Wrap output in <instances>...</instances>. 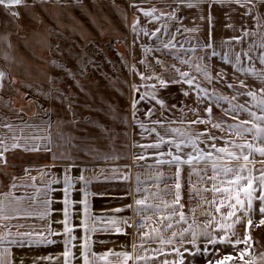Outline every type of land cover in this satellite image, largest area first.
Listing matches in <instances>:
<instances>
[{
	"label": "snow or ice",
	"instance_id": "6c2138e0",
	"mask_svg": "<svg viewBox=\"0 0 264 264\" xmlns=\"http://www.w3.org/2000/svg\"><path fill=\"white\" fill-rule=\"evenodd\" d=\"M53 3L54 5H60L61 0H32L31 4L27 0H0V5H3L5 10L11 17L9 23L18 22L20 18V13L14 11L13 6H23L25 8H32L39 5L44 9L45 12L48 11L44 6L48 3ZM177 7L167 14L168 20L179 21L177 12L186 7L187 9L201 8L203 10V5H207L211 9L214 5H231L236 4L239 7L245 9V15L253 17L256 20L255 29L247 28L242 26L240 29V35H233L232 37L221 40L217 43L213 36L214 25L213 17L211 14L208 17L203 15L199 16L201 21L207 19L209 22V28L207 32V41L201 43L199 39L196 44H192L191 40L186 39L184 43L179 44L177 41V35H183L186 32L199 33L201 28L199 26L193 28H181L177 27L174 32L169 30V25L164 24L161 27L156 28L154 31L149 32L148 29L141 27L139 23V18L137 17L132 26L131 30L136 34L138 38L140 34L144 36L154 37L158 44L155 47L141 45L145 54L151 53L153 51L161 52L168 50V54H175L176 59L179 60L181 64L188 65L190 69H194L197 74L203 77V80L209 84L223 83L227 89L233 90L234 95L229 97L228 95L219 94L216 92L215 87L210 93L208 88L202 87L199 82H197V77L190 75L188 71H182L175 65L167 66L164 65L159 59L156 63L161 66L165 71L171 70L174 75L170 77L169 80H165L161 75L153 73L152 76H145L136 70L135 65L132 66V70L140 76L142 81L144 80H157L159 87L166 89L168 85L184 83L188 86V90L183 91V95L188 97L192 92L197 94V102L203 103L205 100L214 101L215 106L221 108L225 115H229L235 121L242 114L247 115V119H239L238 123H228L225 124L222 118L216 119L213 122V108L212 105L204 108L207 114V118H200L199 112L196 109H190L196 115V119L190 121V124H211L213 128L219 129L222 132H230V134L238 137L240 142L236 140H225L224 146L218 147L215 141L217 139H222V137H217L211 135L209 132L205 131L202 133H192L188 131H181L180 128H175L171 126H166L161 120L152 121L154 125L159 127L147 128L143 121L137 119V113L139 109L137 105L141 101L151 100L155 101V104L159 105L162 109H167L168 106L163 99L157 96V85L152 84L148 87L152 89H157V91L143 92L140 93V89L145 87V85H132V91L134 94L140 93L139 99L134 97L131 109L133 122L138 124L144 132L149 134L155 133L156 141L151 144H136L134 146L143 148L145 150L151 148L157 150L158 158L156 159V164L159 166L167 165L169 168H175V172L171 177L164 178L163 173H158L156 179L160 180L164 178L171 179L174 182L173 188L164 189L163 191L173 192L174 199L171 203L164 202V208L161 209L158 204L148 203L149 195H145L140 199L134 201L135 213L141 217V221L136 227L137 230L148 228V221L152 220V215H147V213L152 212L153 214L161 213L166 211L167 215H160L158 218L161 222L167 221L166 229H173L174 225L172 223L173 219L178 215V220L176 223L187 224V218L183 208L184 204L181 203L182 194V172L184 171V166H187L188 172L185 183L191 185L190 195L199 196L201 192H211L213 199L211 201H205L210 205L215 206V212L221 213L223 208H227V214L221 215V221L216 224V228L219 231L214 230L213 232L207 231V228L211 227L215 222L216 218L211 212H206V216H211L212 219L205 223V230L197 233L193 230L192 224H188V227L184 228L180 232L172 231L171 236L168 239H164L161 234V230L156 227H151L149 230L143 232L140 236L142 243L140 247H143V242L148 239L159 240L161 244L174 245L179 244V247H173L171 252H164L163 249L152 250L154 253L159 252L161 255H172L174 254L176 259L171 262L167 259L164 260L163 264H186L185 254L192 257L197 255H208L210 253H215L219 255V248L217 245L231 246L236 253V255L227 254L216 259L214 262L212 260L208 261V264H232L234 260H239L242 264H256L255 260L245 259L246 256L250 255V247L253 242V237L251 235V229L257 226H264V167L255 168L257 161L255 156L258 155L264 158V33L260 32V28L264 27L259 24V20L264 18V15H256L259 8H264V0H176ZM129 7H137L145 17H149L152 20H160L165 13L161 12L160 15H155L157 12L156 8L151 10H145L138 7L137 3L133 2L129 4ZM235 11V9H233ZM227 15V14H226ZM36 22L42 23V19L38 16L31 17ZM54 21L56 20L55 14L51 17ZM2 26V22H0ZM225 27L232 28L236 31L234 25L226 24ZM161 28L163 29L162 36L167 37V39L158 36L161 33ZM77 35L80 36L82 40L85 41L84 48L81 49L79 55H75L70 51V55H73L78 62V71L73 72L71 69L66 68L63 63L57 60H46L43 55H39L37 58L45 61L46 64L54 66L57 69H61L65 74L73 80L77 87L81 91H84L83 85L76 79L78 75L83 76L88 74V68L95 64L85 49L91 44V40L82 32H77L76 29H72ZM10 33L0 34V44H6L7 48L10 50H15L14 45L10 40ZM35 37L34 44L39 46L42 51L52 52L55 49L56 53L61 52L60 44L57 43L53 45L50 43L49 38L56 35L58 38L60 34L56 33L55 29L45 27L44 32H33ZM90 35V34H89ZM249 37H258L257 40L252 43H248L245 47L246 41ZM17 39L22 43H25L29 47H33L29 44V41L24 37L17 36ZM133 43H137L134 40ZM184 44H188L189 47L185 48ZM221 49L227 48V51H217L216 48ZM172 50H176L173 53ZM204 51V55H198L195 59L183 58L178 53L188 52L197 53V51ZM210 50V51H207ZM34 51V47H33ZM258 54H255L257 53ZM212 57H220L224 65L231 66L234 69L232 74L234 77L236 74H244L246 77H252L253 83L249 84L246 80H239V84L229 83L227 80L228 72L226 68L220 67L213 72L214 66L210 63ZM247 60L248 66H243L244 60ZM3 60L8 64L17 62L16 56L10 51L3 52ZM23 60V57H21ZM255 61H258L259 67L256 65ZM141 64H145V60L139 61ZM98 67V66H97ZM40 72V69H37ZM26 72L30 75V69H26ZM238 78V77H237ZM259 82L256 85V82ZM15 80L11 79L10 73L4 68H0V92L6 91L7 86L14 84ZM49 83L55 84L56 79L54 77H49ZM27 87H32L27 85ZM241 89H244L241 91ZM40 91L42 95L47 99L61 100V102L69 101L67 103V108L69 111L72 110L73 105L62 90L58 88H52L49 92L44 93ZM19 94V93H17ZM240 96L250 97L252 106H248V101L245 100L244 103H234ZM221 101L228 105L227 108H222ZM90 111L93 110L91 105H85ZM171 107H175L172 105ZM0 109L12 110L15 114L21 115L23 109H12L9 102L5 101L2 96H0ZM96 112L101 113L103 116L108 118L111 123H101L96 119L85 117L83 118V123L93 126L99 129V135L92 136L90 133L85 137H77L71 134L58 132L53 134L48 131L51 128V122H46V128L44 129L46 135H24L23 128H19L18 125H14L13 122L8 120L6 117L0 115V128L7 130L10 135H0V164H7V159L5 153L9 151H14L21 149L25 152H51L53 147L57 148L58 152L53 154V159H71V155L68 151L72 147V142L77 139H82L85 144L79 147L78 151H87L88 154H94L95 159H115L117 157H110L108 154L99 152L98 147H93L89 141H102V140H112L115 136V123L125 122L126 117H123L118 112V107L113 106L111 103H107L106 108H95ZM47 114L48 110H43ZM154 114L153 108H149L145 115L151 117ZM73 120L70 122L73 126L80 123L76 120V113L72 112ZM22 123H26L23 122ZM63 123V122H61ZM16 129H19V134H17ZM87 132V129H81ZM251 136V140L247 139ZM206 137V139H205ZM11 140L12 143L9 144L7 141ZM42 141V143H39ZM61 141L62 143H57ZM200 144H205V148H201ZM167 146V151H161L163 146ZM63 148L64 152H59V149ZM190 148V151L185 152L184 149ZM174 149V151H173ZM183 153V155H181ZM138 160L145 159V156L140 155L137 157ZM260 164L264 165V159L259 161ZM55 167V164L52 165ZM27 171V170H26ZM87 171V169H84ZM118 169H112L113 174L118 173ZM103 174V170L102 173ZM195 176V181L193 177ZM130 177L125 175L123 179L127 180ZM138 186L136 192H140L139 187V176H137ZM83 182L85 185L91 183L89 179L82 174L79 177H73L71 175V168L64 169V175L62 178V201L63 205L61 211L63 214V219L59 221L63 225V231H55L49 226L46 230L42 229L32 231L12 233L10 230L6 232H0V264H16L15 260L12 259V249L10 246L15 247H25V246H46L56 244L57 241L50 237L63 236L65 237L60 243L64 246V251L62 253L64 257V264H73L75 259H81L83 264H93V260L103 261L104 264H112L109 257H115L120 264H129V261H133L134 264H139L140 261H144L147 264L148 261L154 260L157 257L155 255L149 256L147 253L144 255L135 254L137 245L134 243L132 245V252L121 251L116 252L114 250H109L107 252L97 254L92 251L91 244L89 243V233H94L97 231L95 226L89 225V220L91 219L89 215L90 205L88 202V197L92 193L88 192L86 189H79L82 192L83 199L80 201H74L72 199V192L76 187V184ZM52 183H61L60 179L53 180ZM211 183V188H199L198 184H208ZM12 187H15L13 184ZM147 191V190H145ZM152 197H158L160 193H151ZM219 196V201L217 202V197ZM4 199L0 200V220L9 221L17 216L23 215L25 217L38 215L41 219L47 217L50 213L48 211L50 205L53 203L52 200L48 199V192L43 193V199L37 201V197H30L29 200L32 203H37L39 206L43 207L45 210L42 212H34L29 209H25L21 206V201L17 198L11 197L10 193L4 194ZM13 200L15 201L13 203ZM258 202V204L256 203ZM79 203L83 207V219L81 220L80 227L84 231V236L82 238L83 242L80 245L81 253L77 257L73 251L76 246L74 241L77 237L74 235L75 226L71 224L72 212L71 209ZM128 207H132L129 205ZM116 212L122 211V209H115ZM193 213L194 209L191 210ZM259 215L260 219L257 222L254 221L253 217ZM227 221H231L228 223ZM124 223L128 227L132 225L128 224L127 220L116 221L113 219L111 224L117 234L121 233V228L117 227L118 223ZM195 223V219L193 220ZM237 225H243L245 229V234L241 238L236 230ZM6 228L7 225L5 224ZM17 227H22V225H17ZM107 229H105L106 231ZM155 233V236H152ZM9 237H12L11 239ZM190 237V238H186ZM204 238V247L201 249L199 241L200 238ZM235 237V239H233ZM103 243V241H100ZM191 244L192 248H187L185 244ZM245 245L244 248H239V245ZM7 245V246H6ZM211 245V249L208 247ZM183 249V250H181ZM42 260L51 261L53 257H42ZM20 264H23L21 260Z\"/></svg>",
	"mask_w": 264,
	"mask_h": 264
},
{
	"label": "crops",
	"instance_id": "0c3cea01",
	"mask_svg": "<svg viewBox=\"0 0 264 264\" xmlns=\"http://www.w3.org/2000/svg\"><path fill=\"white\" fill-rule=\"evenodd\" d=\"M164 1V0H161ZM156 1V4H163L161 2ZM175 1H173V4ZM235 9V11H233ZM15 11V6L13 9ZM182 12L181 26L184 28H193L199 26L201 31L199 33L194 32H186L183 33L179 37L180 40H191L192 44H196L197 40L201 43L207 41V32L209 28V22L207 19L201 21L199 16L203 15L208 17L209 14L213 17V25L214 31L213 36L217 43L221 40H226L233 35H240V29L242 26H246L247 28L255 29L256 20L253 17L245 15V9L243 7H239L236 4L231 5H214L211 9L208 8L207 5H203V10L201 8H193L187 9L186 7L180 9ZM227 14V15H226ZM157 15V14H156ZM256 15H264V8H259L256 12ZM149 18V17H147ZM151 19V18H149ZM11 20L10 15L5 10L3 5H0V22H2V26H0V34L10 33V40L13 43V33L18 29V22L9 23ZM160 20H163L164 23L169 22L165 17H162ZM160 20L156 21V28H158L161 24ZM226 24L234 25L236 31H233L232 28L225 27ZM259 24L264 26V18L259 20ZM171 25L169 27L170 31H173ZM150 32L151 29H148ZM260 32L264 33V27L260 28ZM158 36H162L161 33L157 34ZM62 38V35L59 36ZM56 37L57 40H59ZM162 38L167 39V37L162 36ZM140 39L148 41H155L156 44L159 43L154 37L144 36L141 34ZM177 39L178 44L181 42ZM258 37H249L246 41L245 47L248 43H252L257 40ZM64 41V40H61ZM51 43V39H50ZM56 45V43L54 44ZM187 48L189 45H186ZM217 51L221 53L223 51H227V48L221 49L219 47L216 48ZM10 51L14 56H16V60L18 56L14 53V50H10L7 48L6 44H0V68H4L6 71L10 73L11 79L17 80L20 78V75L16 72H21V75L24 79H26L27 85H31L32 87L26 88V95L20 96L21 93L16 92L14 87L11 85L7 86V90L0 92V96L7 102H9L12 106V109H23L21 115L15 114L12 110L9 109H0V115L6 117L8 120L13 122L14 125H18L19 128H23L24 135H38L44 136L46 135L44 129L46 128V122H51V128L48 129L53 136L58 132H63L67 134H71L77 137H85L89 133L94 137L99 135V129L94 128L91 125L83 123V118L88 117L92 119H96L101 123H111L108 118L103 116L101 113L96 112L95 108H106L107 103H111L113 106L118 107V112L121 116L126 117L125 122H116L114 131L115 136L112 140H102V141H89L93 147H98L99 152L108 154L110 157H117L115 159H95L94 154L90 155L87 151H78L77 149L85 144V141L82 139H77L72 142V147L68 149L71 159H53V154L57 153V148L53 147L51 152H25L21 149H17L14 151H9L5 153V157L7 159V164H0V200H3L4 194L10 193L11 197L17 198L21 201V206L25 209H29L34 212H42L45 209L39 206L37 203H32L29 198L37 197V201L42 200L43 193L48 192V199L52 200L53 203L50 205L48 211L49 215L44 219H41L38 215L25 217L23 215L17 216L9 221L0 220V232L11 231L12 233H16L17 231L25 232L32 231L35 229L36 231H40L42 229L46 230L49 226L55 231L62 232L63 225L59 223L56 218L59 217L61 221L63 219L62 214V178L64 175L65 168H71V175L73 177H79L82 172L86 179H89L91 183L85 185L83 182H79L76 184L75 189L72 192V199L74 201H80L83 199L82 192L79 189L86 188L90 184V188L87 189L88 192L92 193L88 197V202L90 205L89 215L91 219L89 220V225L95 226L97 229L94 233H89V243L91 244L92 251L97 254H101L107 252L109 250H114L116 252L121 251H129L132 252V245L135 243L137 245L135 254L144 255L147 253L149 256L155 255L157 258L154 260H150L147 264H163L164 260L172 261L176 259L175 255H161L159 252H153L152 250L163 249L164 252H171L173 247H179V244L167 245L159 243V240L148 239L143 242V247H140L142 243L140 236L143 232L149 230L151 227H156L161 230V234L164 239H168L171 236L172 231L180 232L184 228L188 227V224H192L193 230L197 233L205 230V223L208 221L206 215H201L202 217H196V199L197 196L190 195L191 185L185 183L187 177V166H184V171L182 172V184H186L187 189L185 193H182L184 196L182 197V204H184V199H187V205L184 204L183 211L185 212L188 223H176L178 220V215L173 219L172 223L174 225L173 229H166L167 221L161 222L159 220L160 215H167L166 211H162L161 213L153 214L152 212L147 213V215H152V220L148 221V228L137 230L136 225L141 221V217L135 213V208L137 207L134 203L136 199H140L145 195H149L148 203L150 204H158L161 209L164 208V202L171 203L174 199V193L163 191L164 189L173 188L174 182L171 179H167L165 181L164 178L171 177L175 168H169L167 165L159 166L156 164V159L148 163V165L144 162H139L135 158L140 155L144 156L145 152L150 151L147 155L156 157L155 154L157 150L155 149H143L140 147H136V144H151L156 141L155 133L149 134L144 132L143 129L139 127L138 124L132 122V109H131V96H132V88L131 81L121 79V77L116 78L117 68L115 64L112 65H101L94 64L89 66L90 69L96 76H92L90 78H86V75L80 76L78 75L76 79L80 82L84 87V91H81L79 87L73 82V80H68L69 78L65 72L61 69H57L51 65H45L50 73L51 68L53 67L56 72L62 73L59 76H55L56 83L50 84L49 78L45 79V76H42V79H37L39 82L44 84V88L38 87L34 82H36L35 73L32 70L34 66L32 63L24 65L23 69L19 67L18 64H8L3 60V52ZM210 51V50H207ZM50 55L58 58L59 56L68 55L67 51L61 48L60 53H56L55 49L52 52L47 51ZM189 59H195L198 55H204V51L198 50L197 53H188ZM255 54H258L255 53ZM18 63V61L16 62ZM210 63L214 66L213 72L220 67L226 68L228 72L227 80L229 83H233L238 85L239 80H246L247 83H253L252 77H246L244 74H236L235 77L232 75L234 73V69L231 66L224 65L223 61L220 57H212ZM256 65L259 67L258 61H255ZM66 68H69L73 71L75 69L78 71V63L73 64H65ZM98 66V67H97ZM126 65H120L122 68V73L130 72V67H125ZM243 66H248V62L245 59ZM128 68V69H126ZM189 68V66H188ZM26 69H30V75L26 72ZM190 75L197 77V82L201 84L202 87L208 88L211 93L213 88L219 94L228 95L231 97L234 95L233 90L227 89L223 83H217L215 85L209 84L208 82L203 80V77L195 72L194 69H188ZM125 75V74H124ZM238 77V78H237ZM258 81L256 85H258ZM21 86L18 84L16 88ZM52 88H58L62 90V92L69 97L70 102L73 105L71 111L67 108V103L69 101L61 102V100H52L45 98L44 95L41 94L37 89L42 90L44 93H47ZM20 90V89H18ZM188 90V86H187ZM244 89H241L243 91ZM19 93V94H17ZM245 100L248 101V106H252V101L250 97L240 96L237 101H233L234 103H244ZM222 108H227L228 105L223 101L220 102ZM212 105L213 108V122H216V119L222 118L225 124L226 122L238 123L239 119H247L246 114H242L237 120H233L231 116L225 115V113L215 106L214 101L205 100L203 103L197 102V94L192 92L190 96L187 97V105H188V117H187V127H185L182 123H171L166 126H171L175 128H180L181 131H188L192 133H202L209 132L211 135L222 137V139H217L215 143L218 147L224 146V141L227 140H236L240 142L238 137L234 135H229V132H222L219 129L213 128L211 124H190V121L196 119V115H194L193 111L190 109H196L199 112L200 118H207V114L204 111V108ZM85 105H91L93 110H89L85 107ZM48 110L47 114L43 110ZM72 112L76 113V120L80 121L79 124L73 126L70 122L73 120ZM223 113V114H221ZM26 122V123H22ZM63 122V123H61ZM147 128L159 127L158 125H145ZM81 129H87V132L82 131ZM17 134H19V129H16ZM0 135H10L6 129L0 128ZM206 139V137H205ZM247 139L251 140V136L249 135ZM9 144L12 141L9 139L7 141ZM39 143H42L40 141ZM57 143H62L61 141H57ZM201 148H205V144H200ZM190 148L184 149L185 152L190 151ZM63 148L59 149V152H64ZM161 151H167V146H163ZM174 151V149H173ZM183 155V153H181ZM261 158L258 155L255 156V160L257 163L255 164V168H260L261 164L259 161ZM55 164V167L52 165ZM118 169V173L115 175L112 172V169ZM87 169V171H84ZM27 170V171H26ZM103 170V174L102 173ZM147 172L149 177H144L143 175ZM163 173V177L160 180H157V174ZM129 176L130 178L125 180L123 176ZM137 176H139V187L140 192H136V188L138 186ZM60 179L61 183L55 184L52 183L53 180ZM185 179V180H184ZM195 176L193 180L195 181ZM184 181V182H183ZM15 187H12V185ZM123 184V190H110L109 188L114 187L113 185ZM107 186L106 190L102 189L93 191L97 186ZM197 186V185H196ZM157 187V188H155ZM147 190V191H145ZM151 193H160L158 197H152ZM199 196H204L200 193ZM15 201L13 200V203ZM132 205V207H128ZM115 209H122L120 212H116ZM194 209L193 213L191 210ZM72 212L71 224L75 226L74 235L77 239L74 241L76 245L73 248V251L77 257L80 256L81 248L80 245L83 242L82 238L84 236V231L82 227H80L81 220L83 219V207L79 203H77L73 209L70 210ZM115 219L116 221H124L127 220L128 224L132 225L128 227L124 223H118L116 226L121 228V233L117 234L111 224V221ZM195 219V223L193 220ZM198 222V223H197ZM7 225L5 228L4 225ZM17 225H22V227H17ZM105 229H107L105 231ZM207 231L212 232V226L207 228ZM219 231V230H217ZM152 236H155V233H152ZM10 239L12 237H9ZM57 241L56 244L46 245V246H25V247H15L10 246L12 249V259L15 260L16 263L20 262L17 253L19 250L26 249V256H23L21 260H26L28 264H64V257L62 255L64 251V246L60 241H62L65 237L63 236H54L50 237ZM190 238V237H186ZM100 241H103L101 243ZM201 249L204 247V238L201 237L199 241ZM7 246V245H6ZM187 248H192L191 244L184 245ZM227 247L223 245H217L216 247ZM42 247V248H41ZM211 249V245L208 246ZM36 248H41L42 250H37ZM183 250V249H181ZM220 256H217L215 253H210L208 255H197L196 257H192L190 255L185 254L186 264H208L209 260L213 262L220 258L223 255H227L226 252L221 251L220 248ZM223 253V254H222ZM51 256L53 259L51 261L42 260V257ZM38 258V262H37ZM18 259V261H17ZM109 260L112 261V264H120V261H117L115 257L110 256ZM20 264V263H19ZM73 264H83L81 259H75ZM93 264H104L103 261L93 260ZM129 264H134L133 261H129ZM139 264H145L144 261H140ZM240 264V263H234Z\"/></svg>",
	"mask_w": 264,
	"mask_h": 264
},
{
	"label": "rangeland",
	"instance_id": "374dc122",
	"mask_svg": "<svg viewBox=\"0 0 264 264\" xmlns=\"http://www.w3.org/2000/svg\"><path fill=\"white\" fill-rule=\"evenodd\" d=\"M156 1L159 0H61L60 5H54L53 3H48L44 7L48 9L47 12L44 11L39 5H36L32 8H25L23 6H15V11L20 13V18L18 20V29L16 32L13 33V43L14 45V53L18 56V64L21 69H23L24 65L32 63L34 68L32 70L35 73L36 82H34L38 87L44 88V84L39 82L37 79H42V76L45 74L46 78L59 76L61 73L63 75V71L56 72L55 69L51 68L50 71L44 66L49 65L46 64L45 61L38 59L39 55H43L46 60H57L60 63L65 64H73L78 63L77 60L74 58L73 55H70V51L75 55H79L82 48H84L85 41L80 38L72 29H76L77 32H82L91 40V44L85 49L88 56L95 61V64L101 65H112L115 64L119 66L116 72V78L121 77V79L130 80L131 86L132 85H145L140 89V93L143 92H152L157 91V96L160 99H163L168 106L167 109H162L159 105L155 104V101L145 100L141 101L137 108L139 112L137 113V119L143 121L145 125H154L152 121L161 120L165 125H169L171 123H182L185 127H187V117H188V105H187V97H185L182 93L183 91L187 90V85L184 83L179 84H169L166 89L160 88L157 80H144L140 79V76L136 74L132 70V66L135 65V68L138 72L143 73L145 76H152L153 73L161 75L165 80H169L174 73L171 70L165 71L161 68L159 64L156 63V60L159 59L163 62L164 65L171 66L175 65L176 67L180 68L182 71H188V65L181 64L179 60L176 59L175 54H168V50H164L161 52L153 51L151 53L145 54L141 45L155 47L156 43L152 40H142L140 36L137 38L136 34L132 32L131 26L134 20L138 17L139 23L141 27L146 29H151L150 32L156 29V21L145 17L140 11L137 10V7H129V4L135 2L137 3L138 7L143 8L145 10H151L152 8H156L157 12L155 15H160L161 12L165 13L163 17L166 18L167 21L164 23L163 20H160L161 24H168L169 27L171 25L174 32L177 27L183 30V26H181V16L183 15L181 10H179L176 14L179 17V21H171L168 20L167 14L171 13L176 7L177 3L176 0H164L160 3L163 4H156ZM173 1L175 3L173 4ZM29 4H31L32 0H27ZM55 14L56 20L54 21L51 17ZM38 15L42 19V23L36 22L31 17ZM45 27L55 29L56 33L62 35V38L59 40L56 39V35H53L49 38L51 39V43L54 45L55 43L60 44V48H63L67 51L68 55L65 56H58V58L50 55L47 51H42L39 46H35L34 41L35 37L33 32H44ZM158 27H161L159 25ZM163 33V29L161 28V34ZM90 34V35H89ZM17 36L24 37L29 41V44H32L34 47H29L25 43H22L17 39ZM181 35H177V39H179ZM64 40V41H61ZM134 40H137V43H133ZM179 44L184 43L185 40H180ZM178 44V47H179ZM187 44H184V47L187 48ZM173 53H176V50H172ZM183 58L189 59L188 52L178 53ZM23 57V60H21ZM145 60V64L139 63V61ZM120 65H126L125 67H130V72L122 73V68ZM37 69L41 71L38 72ZM128 69V68H126ZM73 72H76L73 69ZM19 74L20 78L15 80L14 84H11V87H14L16 92L21 93L20 96L26 95V88L27 83L26 79H24L21 75V72H16L15 74ZM92 76H96L90 69H88V74L86 78H90ZM68 80H72L71 78H67ZM18 84L21 88L17 87ZM156 84L157 89H152L148 87V85ZM20 89V90H18ZM140 93L134 94L132 91V98L133 101L134 97L139 99ZM175 105V107H171ZM149 108H153L154 114L149 118L145 115ZM223 114V113H221ZM133 122V118H132ZM232 123L231 122H226ZM134 124V122H133ZM229 135L230 132H229ZM145 152L144 156L145 159L138 160L139 162H144L148 165L151 160L158 158L157 153L155 154L156 157L148 156L149 153ZM151 159V160H149ZM262 160V159H261ZM264 167L261 164L260 168ZM144 177H149L147 172L143 175ZM185 180V179H184ZM184 182V181H183ZM91 185V184H90ZM90 185L83 189L90 188ZM97 186V185H96ZM107 186H97V188L93 191L101 190V188L106 190ZM114 187L109 188L110 190H123V184H116L113 185ZM197 187L199 188H211V183L208 184H198ZM157 188V187H155ZM186 184H182L181 194L187 192ZM204 196H197L196 199V217L197 219L202 217L206 212H211L216 220L212 224V229L218 230L216 228V224L221 221V215L227 214L228 209L223 208L221 213L215 212V206L206 203L205 201H211L213 199L212 193L209 192H201ZM184 195L182 194V197ZM217 202L219 201V196L216 198ZM182 202V200H181ZM187 205V199H184L183 202ZM258 204V202H256ZM208 220L212 219L211 216H206ZM254 221L257 222L260 219L259 215H255L253 217ZM56 220L59 222L60 218L57 217ZM231 223V221H227ZM198 223V222H197ZM236 230L238 235L242 238L245 234V229L243 225H237ZM212 231V232H213ZM251 235L253 237V242L251 243L250 247V255L246 256L245 259H252L256 261V264H264V226H257L251 229ZM235 239V237L233 238ZM239 248H244L245 245L241 244L238 246ZM42 248V247H41ZM41 248H36L37 250H42ZM221 248V251L226 252L227 254L236 255L233 248L231 246L227 247H217ZM15 253L18 255V259L21 262V258L26 256V249L21 250ZM220 251L219 255L220 256ZM223 254V253H222ZM17 259V261H18ZM23 264H28L26 260H22ZM20 262L16 263L19 264ZM38 262V258H37ZM240 263L241 261L234 260L232 264Z\"/></svg>",
	"mask_w": 264,
	"mask_h": 264
}]
</instances>
